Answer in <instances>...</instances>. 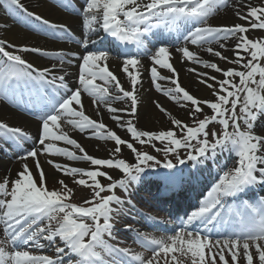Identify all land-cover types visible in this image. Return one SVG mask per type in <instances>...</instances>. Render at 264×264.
Listing matches in <instances>:
<instances>
[{
	"label": "snow or ice",
	"instance_id": "6c2138e0",
	"mask_svg": "<svg viewBox=\"0 0 264 264\" xmlns=\"http://www.w3.org/2000/svg\"><path fill=\"white\" fill-rule=\"evenodd\" d=\"M2 2L23 17L26 25L46 36L72 38L66 23L30 11L22 0ZM227 6L228 0H80L76 7L69 0L63 7L77 13L82 21L83 39L76 41L84 49L82 55L0 38V93L7 96L23 86L37 89L44 100L35 137L0 120V139L15 145V158L21 164L14 179L6 176L0 181V264H64L65 259L69 264H240L241 260L244 264H264V196L254 203H227L229 198L236 201L257 185L264 187V133L254 131L256 122L264 119V37L248 35L253 30H264V3L252 6L236 0L234 14L241 22H208ZM165 31L177 33L175 44L157 40L154 50L147 46L148 37ZM94 34L96 40L91 39ZM108 38V48L88 50L90 44L102 45ZM230 41H235L231 47ZM112 45L122 57L120 70L129 88L109 68ZM190 45H208L204 49L208 54L234 67H221L215 60L203 59ZM172 48L180 54L182 63L211 70L187 69L196 74L198 83L212 90V99L197 98L181 86ZM228 51L232 57L224 54ZM25 53L54 57L60 63L39 68L25 59ZM145 56L150 61L148 67L143 62ZM74 60H79V74L76 86L71 87L65 67H71ZM57 68L62 74H55ZM145 71L156 91L184 108L191 123L153 101L155 108L169 117L172 127L159 131L137 127L142 102L138 85L142 86ZM163 71L169 75H163ZM159 81H168L172 86L162 87ZM49 88L51 93L47 92ZM83 94L92 98L98 116L101 105L113 113L111 119L126 129L130 139L122 138L102 120L86 115ZM114 101H124L126 107L116 109L112 107ZM205 108L211 115L205 113ZM213 123L221 126L219 131L210 130ZM71 129L90 133L89 138L114 142L110 155H90L70 135ZM29 141L32 143L26 148ZM60 143L72 147H61ZM124 148L134 162L122 158ZM225 153L233 159L231 167L227 159L221 162ZM41 156L86 162L87 168L51 158L46 161L62 177L88 188L90 198L80 204L72 202L74 189L63 178L56 180L58 188L49 189ZM189 164V175L193 176L216 167V178L199 206L175 222L167 221L176 225L167 235L156 236L125 225L124 230L134 232V241L150 255L120 246L123 241L113 221L126 214L125 205L135 209L133 186L163 169L168 170L164 175L169 179L165 191L174 190L177 185L171 178L177 174L182 177L184 166ZM116 171L120 178L112 175ZM117 189L127 199L117 195ZM106 236L116 243H109ZM57 240L63 246L57 245ZM42 241L57 245L53 256L36 251L45 248Z\"/></svg>",
	"mask_w": 264,
	"mask_h": 264
},
{
	"label": "bare ground",
	"instance_id": "6f19581e",
	"mask_svg": "<svg viewBox=\"0 0 264 264\" xmlns=\"http://www.w3.org/2000/svg\"><path fill=\"white\" fill-rule=\"evenodd\" d=\"M31 9H34L37 13L42 14L46 18H49L55 22H60V23H66L68 26L73 28L76 33L81 34V26L80 24L82 23L80 17L76 18H69L66 15H63V12L51 5H49L45 0H23ZM235 10L232 11H225L223 15H220L216 20H212L209 23L212 25H222V24H232L235 22H241L238 21L235 17L234 14ZM10 12L8 9L3 6L0 10V35L3 39L8 40L11 43L15 44H27L29 46H40V47H46L44 49L53 51V50H58V49H64L65 51L69 52H79L81 55L83 52L81 51L82 48L78 45H70V46H64L62 48H56L52 47L50 48L52 42L45 41L42 38H39L37 36L32 35L26 30H23L17 26L15 22H17V19H14L10 17ZM24 25V24H23ZM6 26V27H5ZM176 33V32H175ZM160 40H165L169 42H176V35L174 33H168V32H162V33H157ZM159 40V39H158ZM184 41H179V43H183ZM105 44V41L103 42ZM102 44V45H103ZM184 44V43H183ZM47 45V46H46ZM99 45V48H102ZM182 46V45H181ZM206 45L197 47V46H191L190 48L193 51H197L203 59H209V60H215L216 57H213L211 55H208L205 50L202 48L205 47ZM213 47L218 48V45H213ZM95 46L89 45L88 50H94ZM11 50V49H9ZM172 55H173V62L174 66L177 68L179 72V81L181 83V86L189 88L192 92L193 95H195L197 98L205 95H210L212 96V90L208 89L204 85L198 83L197 81V76L193 72L187 71L188 68H197L199 71H211L209 69H205L201 66H198L196 64L188 63V62H181L180 61V54L175 51V48L171 49ZM225 55L232 57V52L228 51L225 53ZM111 59L109 60V68L111 71L114 72L118 76V78L121 80L122 84L124 85L125 88H129V82L125 78V74L121 72V64H122V58L120 57H114L113 54H111ZM212 58V59H211ZM26 59L33 63L34 65H38L40 68L44 67H51L53 64L49 62L46 58H43V56H35V55H27ZM78 60H74V63L71 67H65V71L70 73L66 77L67 82L71 85L73 76L76 74V64ZM143 62L146 67L150 65V61L148 60L147 56L143 58ZM221 62V61H219ZM221 64H226L224 62H221ZM147 71L143 73V82L142 86L138 85L139 88V94L141 96V104L139 105V111H138V120H137V127L141 128V130H148V131H158V130H167L169 125L172 127L169 117L167 115H163L161 112H159L156 108L155 105L152 107L153 101H159L162 106L167 108L173 115H175L177 118H181L184 120H188L187 117V112L182 109L179 105L171 104L170 99L166 96H164L161 92L156 91V89L152 86L150 78L147 76ZM163 75H169L167 71L162 72ZM212 75H217L219 74L212 72ZM222 78V77H220ZM98 82V81H97ZM168 82V81H167ZM159 83L162 85V87H171V86H165L163 85L164 81H159ZM76 85V84H75ZM188 90V89H187ZM195 92V93H194ZM203 99V98H200ZM83 105H84V110L86 112V115L90 116L92 119L96 120H102L103 123H105L110 129H112V122L108 120V118H111L113 113H110L108 110H105L106 112H101V109L99 108L100 115H97V108L93 106L92 101L89 99L83 97L82 98ZM114 108H124L126 107L125 102L117 107L116 105L112 106ZM169 120H167V119ZM124 119H128L127 116L124 117ZM0 120H3L4 122L8 123L12 127H19L23 129L25 132L30 133L33 137H35L38 133V127L39 123H36L34 120L23 117L19 114H17L15 111L11 110L8 108L6 105L0 103ZM166 120L168 121V124H166ZM264 123V122H263ZM262 124V123H261ZM147 127V128H146ZM152 127H156L158 129H154ZM139 128V129H140ZM262 130L264 131V127H261ZM117 130V128L115 127ZM125 128H122L121 132L119 135H122V138H126L128 136V133ZM72 133V137L76 139L81 145L86 146V150L90 155H95L96 154H108L111 152L112 147L114 146L113 143H110L108 141H96L92 140L93 138L90 137V133H80L78 130L71 129L70 134ZM258 133H262L259 132ZM8 142L5 141V143L0 144V178L3 179L6 176H9L10 178L14 179L16 177L17 171L20 169L21 164L17 162L15 156H16V151L14 149H10V151H5V148H8ZM113 145V146H112ZM28 145H26V148ZM9 152V157L6 158V153ZM122 155H124L128 159H132V154L127 148L123 149ZM99 158H107L108 156H98ZM51 157L48 156H41L40 160L41 163L44 167L45 172L47 173L48 176V181H47V186L49 189H52L53 187L58 188L59 184L56 183V180L58 179H65L66 182L69 184L70 187L74 189V195L72 196L73 198H76L78 196L79 191H82L81 188L78 189V186L75 185L69 178L62 177L60 173L56 172L50 165L47 164V159H50ZM54 159V158H51ZM56 160V159H55ZM58 161V160H57ZM29 164L32 163L31 160L28 161ZM59 162V161H58ZM64 163H69L72 164L73 166H79L83 167L84 165L82 163H71L68 161H65ZM118 172V171H116ZM115 173V172H113ZM112 173V174H113ZM55 177V179H54ZM80 187V186H79ZM249 193L253 194L256 193L253 189L248 191ZM142 197L138 198L137 201L142 202ZM149 212H147L148 214ZM118 221L121 225L124 224H131L128 219L130 218L129 214H124L121 216H117ZM159 222L153 221L154 226H158ZM136 224L135 226H137ZM2 227H0V239H3V232L1 231ZM156 235V234H154ZM157 236V235H156ZM45 248L43 250L37 249L40 251H48L51 250V253L55 252V247L57 245L63 246L60 244V242L57 240V245L54 244H49L48 242L44 241Z\"/></svg>",
	"mask_w": 264,
	"mask_h": 264
},
{
	"label": "rangeland",
	"instance_id": "374dc122",
	"mask_svg": "<svg viewBox=\"0 0 264 264\" xmlns=\"http://www.w3.org/2000/svg\"><path fill=\"white\" fill-rule=\"evenodd\" d=\"M247 3H251L252 4V6H257V5H259V4H261V3H264V0H257L256 2H255V0H241V4H247ZM235 7H236V0H230V2L228 3V6L226 7V8H223V9H220L216 14H214L213 16H211L210 18H209V20H216L220 15H223L224 13H225V11H232V10H235ZM248 35H249V37L250 38H259V37H264V30H253V31H250L249 33H248ZM235 43V41H230L229 42V47H231L232 46V44H234ZM213 45H215V44H213ZM212 45V46H213ZM208 45H206L205 47H203L202 48V51H203V49H205L206 47H207ZM200 49H201V47H200ZM154 50V49H153ZM206 52V51H205ZM207 53V52H206ZM226 53V52H225ZM224 53V54H225ZM208 54V53H207ZM208 55H210V54H208ZM212 59V58H211ZM209 60V59H208ZM216 62L217 63H220V65H221V67H234V65H231V64H221V62H219V60H218V58H216ZM199 66V65H198ZM125 78H126V76H125ZM223 78V77H222ZM127 79V78H126ZM237 81H238V78H237ZM165 86H172L169 82H167V81H165ZM186 89H188V91L191 93L192 91L189 89V88H187L186 87ZM195 93V92H194ZM192 94V93H191ZM199 98H203V99H212L213 97L211 96L210 97V95H205V96H201V97H199ZM92 101V100H91ZM170 103L171 104H174V102L173 101H170ZM152 107H154V103H152ZM182 108V107H181ZM85 109V108H84ZM100 109H101V112H103V110L102 109H104L105 110V107L103 106V105H101L100 106ZM182 109H184V108H182ZM158 110V109H157ZM185 110V109H184ZM159 111V110H158ZM186 111V110H185ZM204 111H205V113H207V114H209V115H211V112H210V110L209 109H204ZM237 111H238V109H237ZM160 112V111H159ZM163 115H164V113H162ZM202 118V117H201ZM167 119V118H166ZM168 120V119H167ZM166 120V124H168V121ZM109 121H110V119H109ZM186 122H188V123H191V121L188 119V120H185ZM259 121V120H258ZM115 123H117L116 121H114ZM242 123V122H241ZM116 126H117V124H116ZM141 127V126H140ZM139 127V128H140ZM169 127H171L170 125H169ZM220 125L218 124V123H213L211 126H210V130L211 129H215V130H217V131H219L220 130ZM142 128V127H141ZM141 128H140V130H141ZM147 128V127H146ZM152 128H154V129H158V128H156V127H152ZM121 130H122V128H120ZM258 129H260V128H258ZM125 130V129H124ZM159 131V130H158ZM119 135V134H118ZM121 137H122V135H120ZM129 137V136H128ZM127 138V137H126ZM125 138V139H126ZM128 139V138H127ZM113 146V145H112ZM159 146V145H158ZM145 150H148V151H150V152H152V154H156L151 148H145ZM94 155V154H93ZM96 155H98V156H101V157H104V156H109L110 155V153H108V154H105V155H102V154H96ZM181 155L183 156L184 155V152L183 151H181ZM97 156V157H98ZM159 156H162V153L161 154H159ZM124 158V157H123ZM126 158V157H125ZM171 158V157H170ZM127 159V158H126ZM129 160V159H128ZM130 162H134V158L132 157V159H130L129 160ZM120 176H121V174L120 173H118L117 175H115L114 177L115 178H120ZM3 179H1L0 178V181H2ZM79 188H81L82 189V191H79V193H78V196L76 197V198H73L72 197V202H75V203H82L83 202V200H85V199H89L90 198V190L88 189V188H86V187H83V186H78V189ZM115 221H113V223H114ZM137 246H139V244H137ZM129 247H131L133 250H134V247L131 245V246H129ZM151 253H145V255H150ZM228 259H230V257H228ZM240 264H244V262H243V260H241V262H240Z\"/></svg>",
	"mask_w": 264,
	"mask_h": 264
}]
</instances>
